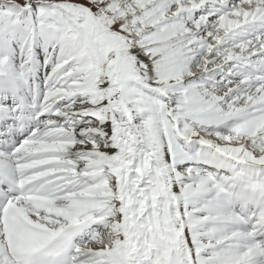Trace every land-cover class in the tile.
<instances>
[{
  "label": "snow or ice",
  "instance_id": "snow-or-ice-1",
  "mask_svg": "<svg viewBox=\"0 0 264 264\" xmlns=\"http://www.w3.org/2000/svg\"><path fill=\"white\" fill-rule=\"evenodd\" d=\"M0 264H264V0H0Z\"/></svg>",
  "mask_w": 264,
  "mask_h": 264
}]
</instances>
